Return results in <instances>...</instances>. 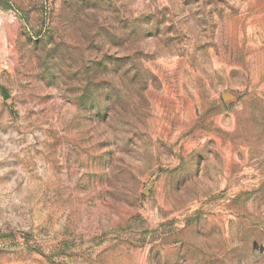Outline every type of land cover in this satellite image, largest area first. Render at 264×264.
Returning a JSON list of instances; mask_svg holds the SVG:
<instances>
[{
  "label": "rangeland",
  "instance_id": "obj_1",
  "mask_svg": "<svg viewBox=\"0 0 264 264\" xmlns=\"http://www.w3.org/2000/svg\"><path fill=\"white\" fill-rule=\"evenodd\" d=\"M0 264H264V0H0Z\"/></svg>",
  "mask_w": 264,
  "mask_h": 264
},
{
  "label": "water",
  "instance_id": "obj_2",
  "mask_svg": "<svg viewBox=\"0 0 264 264\" xmlns=\"http://www.w3.org/2000/svg\"><path fill=\"white\" fill-rule=\"evenodd\" d=\"M227 96L223 95V98L225 99Z\"/></svg>",
  "mask_w": 264,
  "mask_h": 264
}]
</instances>
